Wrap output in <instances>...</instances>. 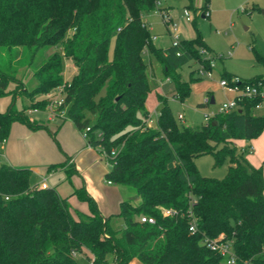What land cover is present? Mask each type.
<instances>
[{"label": "trees", "instance_id": "trees-1", "mask_svg": "<svg viewBox=\"0 0 264 264\" xmlns=\"http://www.w3.org/2000/svg\"><path fill=\"white\" fill-rule=\"evenodd\" d=\"M161 1L0 0V97L12 93L16 98L23 68L37 80L24 93L34 96L61 87L59 123L70 120L80 132L88 127L87 144L99 148L110 166L106 179L134 188L140 197L138 204L121 202L118 215L124 227L116 231L85 187L73 185L77 171L68 155L47 171L62 169L72 186L70 196L86 202L89 213L72 212L68 197L54 187L31 184L30 168L0 162V264H79L75 256L83 250L91 264H128L134 257L142 264H226L203 242L219 235L233 240L234 264H264V170L241 161L232 145L264 131V115L254 113L261 98H239L236 109L198 126H180L163 101L157 126L146 124L145 52L161 62L180 100L190 91L177 74L180 67L194 61L212 70L198 52L212 54L199 36L166 48L154 45L143 15L157 10ZM51 47H61L62 54L47 55ZM250 48L264 65V55ZM63 58L77 68L69 81L62 77ZM220 76L230 81L234 75L224 71ZM240 78L242 85L264 86V73ZM11 83L15 86L9 90ZM14 122L48 130L58 145V127L49 130L48 121L29 118L13 103L0 112L1 145ZM206 154L217 164L229 157L223 178L199 173L195 160ZM192 198L194 232L189 231ZM160 207L171 215L164 216ZM141 216L155 222H141Z\"/></svg>", "mask_w": 264, "mask_h": 264}, {"label": "rangeland", "instance_id": "rangeland-1", "mask_svg": "<svg viewBox=\"0 0 264 264\" xmlns=\"http://www.w3.org/2000/svg\"><path fill=\"white\" fill-rule=\"evenodd\" d=\"M163 3L165 6H163ZM204 6H207V9H204ZM158 7L159 10L165 11L172 18L179 40L199 36L207 44L212 54H208L201 48L198 49V52L209 60L212 70L210 76L207 74L199 76L198 70L203 65L194 61L180 67L177 74L180 80L187 82L190 87L189 94L183 100H180L177 97L174 82L165 77L161 62L153 53L145 52V76L149 87L145 101V108L149 111L146 124L149 127L157 126L158 108L164 101L180 126L201 125L205 122V114L217 111L227 99L232 97V93L224 90L219 84L222 72L227 71L243 78L264 73V65L256 62L250 48L253 45L264 55V0H162ZM159 10H152L144 14L143 19L149 27L152 37H157L154 42L155 45L159 48H165L171 45L174 40L172 32H170V35L167 33L173 26L171 23L170 25L165 23V18ZM184 11L188 12L189 20H186ZM206 11L207 16L202 17V14ZM54 51H59L62 54L61 47H51L48 49L47 55ZM112 52L113 41L109 47V57H112ZM73 72L71 60L63 58V79L69 81L77 73V71L75 74ZM17 79L19 87L16 98L13 99L12 93L1 96L0 112L7 111L13 103L17 110L25 111L29 118L33 119L35 117L45 121L47 117L52 116V111L54 112L57 109L58 102L62 99L59 88L30 96L23 91L25 88L30 91L37 84L31 70L21 69L18 72ZM14 86L15 84L11 83L9 90H12ZM208 94L214 98L213 104L206 103ZM29 110H36V112H30ZM254 113L264 115V106L255 109ZM180 114L183 116L182 120L178 119ZM88 116L90 115L88 114ZM46 123L49 130L55 124V122H50V125H48L49 122ZM46 131L50 134L48 130ZM263 133L264 131L257 137H260ZM240 140L244 143L245 139L232 141L240 160L255 168L263 167L264 170V158L259 159L257 161L259 163L256 165L252 164L251 159L248 158L253 155L255 157L260 156V150L253 151V154L249 153L247 149L241 150L244 145ZM56 146L58 145L56 144ZM101 158L103 164L108 165L104 155H101ZM2 159L0 155V161ZM195 162L201 175L219 179L226 175L230 165L229 157H225L221 163L217 164L211 154L202 155ZM23 167L29 168L30 166ZM32 170L34 173L30 176L31 184L42 179L39 174L46 175V169L38 165H34ZM47 182L51 187H58L60 193H68L69 184L66 182L64 172L48 176ZM125 187L127 189L124 192L125 198L133 204H138L140 197L135 189L130 186ZM136 196L137 198H135ZM109 225L116 231H122L124 227L122 217L119 215L112 216ZM84 253L83 250L75 256L77 262L79 264H90Z\"/></svg>", "mask_w": 264, "mask_h": 264}, {"label": "crops", "instance_id": "crops-1", "mask_svg": "<svg viewBox=\"0 0 264 264\" xmlns=\"http://www.w3.org/2000/svg\"><path fill=\"white\" fill-rule=\"evenodd\" d=\"M163 6H165L164 3ZM167 33L170 35L169 30ZM156 40L157 37L153 36V43ZM73 71L74 74L77 71V68L74 66V64ZM230 93H232L231 98H233L235 93ZM207 96L208 101L206 103L213 104L214 98L209 94ZM29 111L36 112V110ZM33 119L40 118L34 117ZM45 121L49 122L48 125H50V122H55L51 130H54L56 127H58L55 137L59 147L56 146L50 134L45 129L31 130L19 122H14L11 124L7 140L0 148V155L3 158L0 162H6L17 167L30 166L29 168L31 169V174L34 173L32 170L34 165H38L43 169H46V175L39 174L42 179L34 184L40 186L42 181H44L46 187H51L47 182V177L64 171L62 169H56L48 172V165L61 163L64 161V155H68L71 159L70 161L74 163L75 169L77 171V174L71 177L73 185L76 187L83 185L85 187L87 193L94 199L101 215L105 218H108V222L112 216H118L121 202L123 200H128L124 196V192L127 189H125L126 187L123 185L108 183V179H106L105 175L109 171L110 166L109 164H103L101 155L104 154L99 150V148L89 146L81 132L70 120L59 123L57 117L49 116L45 119ZM243 145L244 146L241 150L247 149L249 153L260 150V156L255 157L253 155L248 157L251 159L252 164L256 165L259 163L257 162L259 159L264 158V133L260 137L244 140ZM66 182L68 181L66 180ZM68 184L69 190L67 194L65 192H63V194L60 193L58 191V187H56L55 189L57 193L62 197H68V202L71 205L72 212H74V210H78L85 214L89 213L88 204L86 202L78 200L76 196H70L72 192V186L69 182ZM135 198H137V196ZM84 252L85 257L91 264L90 254L86 250H84ZM108 259L111 261L112 255H109ZM128 264L142 263L134 257L128 262Z\"/></svg>", "mask_w": 264, "mask_h": 264}, {"label": "built area", "instance_id": "built-area-1", "mask_svg": "<svg viewBox=\"0 0 264 264\" xmlns=\"http://www.w3.org/2000/svg\"><path fill=\"white\" fill-rule=\"evenodd\" d=\"M159 3L157 4L158 7ZM159 10V8L157 9ZM160 12H162L163 16H164V20L165 23L170 25V23L172 24V29L170 30V32H172L173 35V45H176L179 42V39L177 38L178 36V32L177 29L175 27V24L173 23L172 18L170 17V15L166 14L165 11L163 10H159ZM205 16H207V11L205 13H203ZM184 15L186 20H189V14L187 11H184ZM211 70H206L203 66L200 67V69L198 70V75L199 76H203L205 74H207L208 76L211 75ZM242 79L238 76H233L232 79L229 81L226 78H221L219 84L220 86L226 90V91H230L235 93V96L231 99H227V101L225 103H223L219 109L213 113H208L204 115V120L205 122H208L214 115H216L217 113H228L233 109H236L237 107V99L242 98V97H254V96H259L261 98V102L257 103L255 106V109H259L262 106H264V86L262 85V83H259L257 85H250V84H241ZM60 90V95L62 96V88H59ZM208 100H206L207 102ZM63 103V96L62 99L59 100L58 102V107ZM57 107V108H58ZM57 110V109H56ZM52 111V117H61L63 116V112H57V111ZM178 119L182 120V115L180 114L178 116ZM89 130V128L87 127L84 131L81 132L82 136L86 139L87 137V131ZM1 144H0V148H1ZM108 183H112L110 180H108ZM40 187L45 188L46 184L44 181H42V183L40 184ZM195 199L192 198L189 202V218H190V224H189V231L194 232L195 231V218L192 215L191 212V208L195 203ZM160 210L162 212V214L164 216H168L171 215V210L170 209H166L163 207H160ZM139 220L141 222H148V223H154L155 220L152 217H147V216H141L139 218ZM204 244L213 251L218 252L221 256H223L225 258L226 264H234L235 261V255L233 253V249H232V244H233V240L230 238H225L223 237V235H219L217 238L215 239H204Z\"/></svg>", "mask_w": 264, "mask_h": 264}, {"label": "water", "instance_id": "water-1", "mask_svg": "<svg viewBox=\"0 0 264 264\" xmlns=\"http://www.w3.org/2000/svg\"><path fill=\"white\" fill-rule=\"evenodd\" d=\"M202 17H205V15H204V14H202ZM213 123H214V124H216V123H217V121H214Z\"/></svg>", "mask_w": 264, "mask_h": 264}]
</instances>
